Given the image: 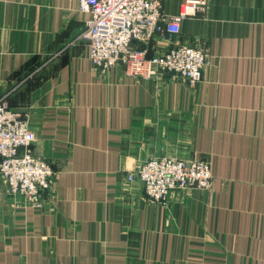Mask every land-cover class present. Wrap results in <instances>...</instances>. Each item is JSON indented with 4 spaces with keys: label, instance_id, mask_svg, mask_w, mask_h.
I'll return each mask as SVG.
<instances>
[{
    "label": "crops",
    "instance_id": "0c3cea01",
    "mask_svg": "<svg viewBox=\"0 0 264 264\" xmlns=\"http://www.w3.org/2000/svg\"><path fill=\"white\" fill-rule=\"evenodd\" d=\"M174 15L182 0H159ZM78 0H0V97L27 115L56 172L43 208L0 177V264H264V0H208L178 34L133 42L207 48L201 80L100 73L78 40ZM206 159L212 188L144 199L146 160Z\"/></svg>",
    "mask_w": 264,
    "mask_h": 264
},
{
    "label": "built area",
    "instance_id": "2783aa9c",
    "mask_svg": "<svg viewBox=\"0 0 264 264\" xmlns=\"http://www.w3.org/2000/svg\"><path fill=\"white\" fill-rule=\"evenodd\" d=\"M207 7L208 0H182L179 11L167 15L161 12L159 0H78V12L89 17L77 39L86 42L88 58L102 74L120 65L126 77L149 79L170 72L194 86L207 64V48L173 42L165 52L148 57L145 49L132 43L149 42L163 32L171 38L184 18L205 14ZM34 141L27 115L0 97V177L23 206L39 210L43 193L53 188L56 172L33 153ZM134 179L141 181L144 199L153 204L165 202L170 190L210 189L213 183L207 160L169 156L143 162L127 174L128 181Z\"/></svg>",
    "mask_w": 264,
    "mask_h": 264
},
{
    "label": "rangeland",
    "instance_id": "374dc122",
    "mask_svg": "<svg viewBox=\"0 0 264 264\" xmlns=\"http://www.w3.org/2000/svg\"><path fill=\"white\" fill-rule=\"evenodd\" d=\"M191 46V45H190ZM163 156H169V155H163ZM162 157V156H161ZM169 157H173V156H169ZM154 158H156V157H154ZM174 158H177V157H174ZM150 159H152V158H150ZM149 160V159H148ZM184 160H188V159H184ZM206 160V159H205ZM147 161V160H146ZM208 161V160H207ZM210 164V163H209ZM135 171V170H134ZM133 171V172H134ZM210 171H211V169H210ZM212 175V174H211ZM2 179V178H1ZM3 181V180H2ZM4 183V182H3ZM5 185V184H4ZM6 187V186H5ZM211 188H212V186H211ZM210 188V189H211ZM196 189H198V188H196ZM210 189H198V190H205V191H208V190H210ZM174 190H176V189H174ZM171 191V190H170ZM165 203H167V199L165 200V202L163 201V202H160V203H158V204H165Z\"/></svg>",
    "mask_w": 264,
    "mask_h": 264
}]
</instances>
